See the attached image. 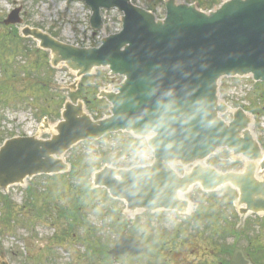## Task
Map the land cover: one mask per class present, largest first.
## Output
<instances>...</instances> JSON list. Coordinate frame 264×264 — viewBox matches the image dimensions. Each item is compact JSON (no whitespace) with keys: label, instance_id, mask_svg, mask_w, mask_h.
<instances>
[{"label":"water","instance_id":"1","mask_svg":"<svg viewBox=\"0 0 264 264\" xmlns=\"http://www.w3.org/2000/svg\"><path fill=\"white\" fill-rule=\"evenodd\" d=\"M77 1L90 8L95 31L103 28L101 9L121 12L122 31L105 37L99 48H76L29 27L20 34L49 52L52 68L65 66L77 80L95 69L123 77L113 91L106 88L98 95L110 104V116L94 121L83 102L66 101L49 139L36 135L5 141L0 147V189L68 172L63 157L72 147L125 132L146 138L153 162L130 169L106 165L93 174L92 187L106 189L128 213L187 214L191 204L184 195L194 186L204 192L230 186L238 194L242 220L248 214L264 215V173L257 175L263 154L249 130L251 118L237 109L230 122L223 121L229 108L218 96L225 77L264 83V0H226L207 13L167 0L163 20L130 0ZM20 11L13 10L4 24H21ZM221 148L244 158L243 169L222 173L201 164ZM175 164L191 168L179 175ZM146 252L137 237L123 233L108 254L139 257ZM230 264L252 263L235 250Z\"/></svg>","mask_w":264,"mask_h":264},{"label":"rangeland","instance_id":"2","mask_svg":"<svg viewBox=\"0 0 264 264\" xmlns=\"http://www.w3.org/2000/svg\"><path fill=\"white\" fill-rule=\"evenodd\" d=\"M177 1L193 4L199 2L204 4L202 8H206L205 6L210 2L217 4L226 0ZM14 2L22 8L21 17L24 19V25L49 32L59 41L68 44H86L89 39L94 38L85 21L87 10L81 5L71 4L68 0H0V39L7 38L19 28V26L6 28L2 24L15 7ZM132 2L136 6L154 12L159 18L165 14L163 0H132ZM119 16L120 14L115 11L106 13L107 21L111 22L109 33L120 29ZM35 45L34 42H23V47H27V51L24 50L16 57L3 56L0 53V145L2 140L9 139L12 135H38L41 139L49 138L56 124L53 120L58 117L63 99L69 96L67 86L73 82L72 75L67 73L63 66L58 67L54 72L49 71L46 58L40 53L36 54ZM36 59L39 60L41 67L33 75H27ZM15 66L18 68L17 71ZM13 74H16L14 79ZM40 81L51 82L52 89H40L38 85ZM119 82L120 79L117 77H107L106 69H98L82 80L83 91L89 89L88 96L91 98L93 87L103 90L108 85H116ZM58 86L62 90L56 89ZM219 86L220 101L226 102L231 109L241 106L256 113L252 112L254 115H251L247 112L253 118L250 130L263 145L264 85L255 84L250 77H245L223 80ZM83 91L81 96L85 93ZM260 96L263 98H259ZM53 106H58L57 111ZM107 106L106 102L100 101L88 107L90 110L99 111V117H107ZM231 109L223 116L226 121L231 118ZM45 114H48L50 119L44 122L42 117ZM150 156L144 140L136 141L129 135L117 134L98 142L80 144L63 159L73 167V170L77 167L81 172L83 168H92L100 162L102 166L105 158L109 160L107 163L114 167L127 168L147 162ZM236 158L228 151L218 149L201 164L215 167L221 172L225 171L224 169H242L244 162L241 158ZM235 161L241 165L234 168L237 166ZM173 168L180 174L188 170V167L179 164H175ZM96 169L87 170L83 175H75L72 172L58 177H36L27 180L22 186H13L6 190V196L8 195V201L12 206L1 204L0 207V262L155 264L156 261L152 257L146 260L120 257L113 263L107 256L106 251L112 249L120 233L129 226H131L129 231L131 235L138 236L145 231V240L148 243L152 244L155 240L156 243L159 240L168 241V248L185 250L188 253L192 250L198 253L200 263L205 262V264H215L219 261V255L212 251L214 247L223 246L221 243L219 245L217 235L226 233L225 240H221L225 244L231 245L237 240L233 234V225L238 222L235 214L236 201H234L235 210L232 205L236 195L231 191L221 189L216 194L200 195L199 200L202 205L191 218L179 217L175 213L149 214L141 211L128 215L123 205L110 199L104 190H89L90 174ZM190 190L191 194H197L195 190H199V187L194 186ZM25 191L31 193L40 191L46 196L41 195L42 198L40 197L36 203L33 200L31 206L25 207L23 206L27 202ZM2 194L5 196L4 193ZM188 196L193 198L192 195ZM43 204L51 206L48 217L37 215V208ZM57 205L62 209H58ZM79 205L82 206L80 213H68L78 210ZM121 209L122 213H120ZM194 210L193 207L190 208V215ZM81 214L85 222L77 221ZM249 221V228L245 230L249 236L240 237L238 243L246 247L250 245L249 242L256 244V239L259 238L260 244L264 246V221L259 218H251ZM223 225L225 231L221 228ZM188 240H192V244L184 243ZM28 241L32 242V248L26 246ZM182 244L191 248L184 249ZM156 250L158 249L152 253L153 257L160 255Z\"/></svg>","mask_w":264,"mask_h":264},{"label":"flooded vegetation","instance_id":"3","mask_svg":"<svg viewBox=\"0 0 264 264\" xmlns=\"http://www.w3.org/2000/svg\"><path fill=\"white\" fill-rule=\"evenodd\" d=\"M225 234L224 235H222V234L218 235V236H220L219 245L221 243L223 246L221 248H218V247L215 248L214 247L213 248L214 250H212L213 253L219 255V257H218L219 261H218V263H215V264H229L230 260L232 258L233 251L236 249L243 250L246 253V257L251 259V261L254 264H264V251L263 250H260L262 252V253H260V251H257V249H253L252 245L249 248L248 245L245 247L244 245L242 246V245H240V243H238L237 240L240 237H244L246 235V232L245 233H244V231L243 232H233L234 238L237 240H235L233 242L235 244L234 246H231L229 244L228 247H227L228 244H225L223 241H221V240H225V237H226ZM140 235L144 239L146 238L145 231L141 232ZM155 239H157V238H155ZM144 242L148 243V242H146V240ZM184 243L192 244V240H188ZM150 244L151 243L148 244V246H149L148 252L145 255L138 258V260H146L147 258L152 257L156 261L155 264H205V262L200 263V259L197 255L198 253H194L192 250L190 251V253H188L185 250L168 248V246H167L169 244L168 241L163 242V241L159 240L157 242V246H150ZM182 246L184 247V249L191 248L189 246H184L183 244H182ZM164 248L166 251L164 250ZM155 249H158L156 251L160 252V255L157 257L152 256L153 255L152 253H153V251H155ZM189 257H191V259H189ZM195 258H197V259L194 260ZM206 264H210V263H206Z\"/></svg>","mask_w":264,"mask_h":264},{"label":"trees","instance_id":"4","mask_svg":"<svg viewBox=\"0 0 264 264\" xmlns=\"http://www.w3.org/2000/svg\"><path fill=\"white\" fill-rule=\"evenodd\" d=\"M214 4H216V3L210 2V4L208 6H205L206 8H203V9L204 10H209V9H211L212 5H214ZM199 5H200V7H203L204 6V4H199ZM23 42H25V40L21 39L17 35V33L14 32L13 34L9 35L7 38L0 39V53L3 56L13 55L14 57H16L23 50L27 51V47H23ZM35 52H36V54H39V53L42 54L46 58V56H45L44 53L39 52V51H36V50H35ZM38 61H39L38 59L35 60L34 65H32V67H33L32 70H31L32 72L31 71L27 72V75H33L35 72H37V70L39 69V67H41L39 65ZM17 69L18 68L16 67V70L15 71H17ZM48 70L52 72V70L49 67H48ZM46 74H48V72ZM12 76H13L12 78L14 79L16 77V74H13ZM38 85H39V88L40 89H44V87H42L40 85V83ZM92 89H93V93L91 94V98L88 97L87 99H93V101H95L94 100V97H95L94 89L96 90V87H93ZM86 92H87V96H88L89 95V89H86ZM81 94L82 93L79 92V94H77L76 97H81ZM259 98H263V97L260 96ZM53 108H54L55 111H57L58 106H53ZM90 112L93 113V114L94 113L100 114L99 111H96L94 109L93 110H90ZM46 115H48V114H46ZM263 146H264V144H263ZM108 161L109 160L107 158H105L103 160V162H108ZM100 165H101V162L95 164V166L92 167V168H89V167L87 169L86 168H83L81 170V172L78 171L77 167L74 170H73V167H72L71 173L73 172L75 175L76 174L83 175V173H85L87 170H90L91 171L93 169L98 168ZM28 193L29 194L26 195V201L27 202H25V204L23 205L25 207L31 206L33 200L36 203L37 200H38V198H39V197H37V195L41 196V194H39L37 191H34L32 193L28 191ZM1 204L12 206V203L10 201H8V198L6 196H3V194L0 192V207H1ZM50 208H51V206L43 204V205H41V206L38 207L37 214L39 216H46V217H48L50 215V210H51ZM57 208L58 209H62L58 205H57ZM81 209H82V206L79 205L78 210H76V211H68V213L69 214H75L77 212L80 213V210ZM83 217H84L83 214H81V216L78 218L77 221L78 222H82L83 221ZM64 218L67 220V216H65ZM262 220L264 221V218ZM257 249H261V246H258Z\"/></svg>","mask_w":264,"mask_h":264}]
</instances>
